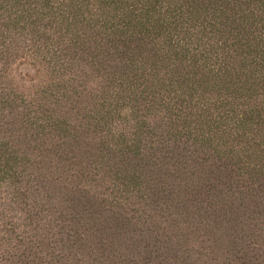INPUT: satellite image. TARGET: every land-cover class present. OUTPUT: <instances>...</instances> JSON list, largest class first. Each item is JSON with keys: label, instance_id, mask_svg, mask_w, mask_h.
Instances as JSON below:
<instances>
[{"label": "trees", "instance_id": "1", "mask_svg": "<svg viewBox=\"0 0 264 264\" xmlns=\"http://www.w3.org/2000/svg\"><path fill=\"white\" fill-rule=\"evenodd\" d=\"M26 56L56 88H5ZM0 131L16 140L0 171L16 163L33 181L47 264H104L113 250L130 264L111 243L159 233L156 194L169 216L188 196L192 227L243 240L246 210L264 214V0H0Z\"/></svg>", "mask_w": 264, "mask_h": 264}, {"label": "rangeland", "instance_id": "2", "mask_svg": "<svg viewBox=\"0 0 264 264\" xmlns=\"http://www.w3.org/2000/svg\"><path fill=\"white\" fill-rule=\"evenodd\" d=\"M52 74L48 64L44 61L30 56L18 57L11 60L5 68V88L27 97L33 96L35 92L38 95L43 94L48 91L46 87L56 88L61 82ZM1 134L3 135V131H0V136ZM14 138L12 135L9 144L1 139L0 146L14 147L16 144ZM88 143L91 144L89 140L84 144ZM86 151L85 156L100 155L97 147L89 151L86 147ZM27 166L30 167V165ZM18 168L16 163H13L10 177L0 171V264H47L50 246L47 245L46 240L42 241L35 226L34 184L27 178L23 180L17 176ZM148 169L149 167L146 166L144 171ZM158 187L160 188V185H156L155 190H158ZM155 196L150 197L149 200V212L152 217L151 222L147 224L152 229L159 227L160 234L157 230L148 232L146 228L141 227L142 225L135 226L139 231L131 234L132 240L126 248L125 244L129 241L126 240L127 235L122 233L111 243L113 248L120 249L114 257L116 261L121 253L131 252L136 256H128L133 259L130 264H264V214H259L256 210L254 212L252 209L246 210L252 216L246 218L247 225L244 222L241 224L248 237H243V240L231 239L230 237L225 238L214 228L208 233L192 227L191 223L194 221L196 212L188 196V204L185 207H173L176 212L172 216H169L164 205L157 204L164 200L157 199L158 197ZM186 207L189 210H185ZM255 221L257 225L253 224ZM229 229L233 231L232 228L229 227ZM224 230L225 235L228 236L226 223ZM234 230L241 231L237 227H234ZM157 234L161 242L157 241L154 246L153 236ZM247 238H252L254 242H257L247 247ZM138 251L142 253V257L139 256ZM107 252L108 250L105 254ZM113 253H115L114 250ZM113 253L110 257L104 258V264H112L110 258ZM158 254L170 257L163 259Z\"/></svg>", "mask_w": 264, "mask_h": 264}]
</instances>
